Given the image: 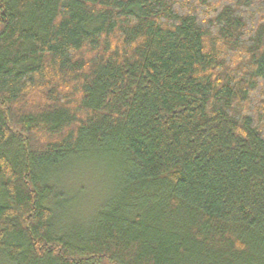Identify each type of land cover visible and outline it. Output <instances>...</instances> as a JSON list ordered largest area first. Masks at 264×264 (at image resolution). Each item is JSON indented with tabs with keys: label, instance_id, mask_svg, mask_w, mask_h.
<instances>
[{
	"label": "trees",
	"instance_id": "trees-1",
	"mask_svg": "<svg viewBox=\"0 0 264 264\" xmlns=\"http://www.w3.org/2000/svg\"><path fill=\"white\" fill-rule=\"evenodd\" d=\"M0 262L264 264V0H0Z\"/></svg>",
	"mask_w": 264,
	"mask_h": 264
},
{
	"label": "rangeland",
	"instance_id": "rangeland-1",
	"mask_svg": "<svg viewBox=\"0 0 264 264\" xmlns=\"http://www.w3.org/2000/svg\"><path fill=\"white\" fill-rule=\"evenodd\" d=\"M93 161L92 159L74 160L69 172L66 173V169H61L62 174L57 175L61 179L60 190L64 187L68 196L78 193L79 203L74 208L67 207V197L60 196L56 202L58 213L62 216L67 213V218L72 223L83 221L82 223L86 222L87 225L96 214L100 200L110 195L106 184H110L111 177L109 174L105 177L102 171L104 167L96 160Z\"/></svg>",
	"mask_w": 264,
	"mask_h": 264
}]
</instances>
